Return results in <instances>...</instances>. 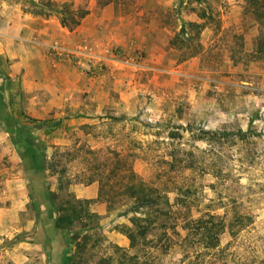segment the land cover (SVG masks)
I'll return each mask as SVG.
<instances>
[{
    "label": "rangeland",
    "instance_id": "obj_1",
    "mask_svg": "<svg viewBox=\"0 0 264 264\" xmlns=\"http://www.w3.org/2000/svg\"><path fill=\"white\" fill-rule=\"evenodd\" d=\"M262 12L245 0H0V264H71L79 230L55 229L51 201L95 199L88 179L115 158L154 187H190L193 219L238 211L252 223L217 251L180 229L132 249L126 206L92 204L90 264L111 245L141 264H264ZM188 22L204 25L203 51L183 60L170 42ZM239 129L259 136L198 139Z\"/></svg>",
    "mask_w": 264,
    "mask_h": 264
},
{
    "label": "trees",
    "instance_id": "obj_2",
    "mask_svg": "<svg viewBox=\"0 0 264 264\" xmlns=\"http://www.w3.org/2000/svg\"><path fill=\"white\" fill-rule=\"evenodd\" d=\"M245 2L251 7L252 14L255 16H259V13L264 11V0H245ZM59 14L61 25L72 30L73 28L68 25L62 13ZM75 14L78 15V19H83L87 11H78ZM199 17L205 18V14H199ZM262 19H264V15ZM71 21L75 20L71 18ZM255 21L261 22L262 20L255 19ZM77 24L74 22V25ZM203 28V24L196 22L184 23L181 31L171 40V46H181L184 50L183 60L202 53L203 46L199 40ZM259 33L252 54L261 60L260 63H263L264 32ZM258 136L257 132L239 129L236 132L225 134L218 131H203L198 139L210 143H213L215 139L244 142ZM180 151L185 156L181 160V165L185 169L193 168V162H189V154L185 150ZM52 164L49 163L46 166V162H44V171ZM93 183H98L97 195L93 200L77 199L70 196L62 204L51 201L57 213L54 222L55 229L66 232L79 230V235L73 238L75 251L71 264H90L93 243L99 241L97 232L102 217L90 210L92 204H105L108 213L121 206H126L125 217L131 224V227L126 229V236L132 249L137 248L140 242L145 244L157 232L167 238H170L171 235L179 237L178 229H180L187 231L186 239H195L196 236H199L197 242L202 245V249L217 251L221 245V237L225 232L236 236L252 223L251 216L240 214L238 211L233 213L231 219L226 218L227 215L221 217L210 212L193 219L190 187L176 185L173 188H167L165 186V190L154 187L144 182L133 171L126 159L115 158L111 166H107L105 170L96 169L88 179L87 185ZM171 193L176 194L174 202H171L169 198ZM111 247V254L95 264H141L137 255H129L116 245H111Z\"/></svg>",
    "mask_w": 264,
    "mask_h": 264
}]
</instances>
